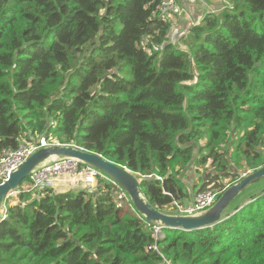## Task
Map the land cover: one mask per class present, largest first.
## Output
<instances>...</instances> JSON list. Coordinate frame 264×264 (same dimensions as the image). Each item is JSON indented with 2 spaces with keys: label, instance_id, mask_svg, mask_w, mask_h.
<instances>
[{
  "label": "trees",
  "instance_id": "1",
  "mask_svg": "<svg viewBox=\"0 0 264 264\" xmlns=\"http://www.w3.org/2000/svg\"><path fill=\"white\" fill-rule=\"evenodd\" d=\"M226 1L172 44L160 0H0V153L45 135L99 155L145 178L167 215L190 198L189 169L209 164L197 192H224L263 168L264 0ZM113 193L101 179L21 189L0 220V264H264V189L217 224L164 230L158 252Z\"/></svg>",
  "mask_w": 264,
  "mask_h": 264
},
{
  "label": "water",
  "instance_id": "2",
  "mask_svg": "<svg viewBox=\"0 0 264 264\" xmlns=\"http://www.w3.org/2000/svg\"><path fill=\"white\" fill-rule=\"evenodd\" d=\"M76 160L97 170L124 191L135 212L146 223L159 224L164 230H182L192 232L219 223L228 206L247 188L264 179V167L242 176L229 186L215 204L201 214L194 216L167 215L154 208L146 199L139 180L125 168L106 161L99 155L81 151L72 146L54 145L41 148L28 157L18 168L10 173L0 184V214L5 198L13 191H20L22 184L31 173L51 161ZM254 199V197H252ZM238 211V207L233 212Z\"/></svg>",
  "mask_w": 264,
  "mask_h": 264
},
{
  "label": "built area",
  "instance_id": "3",
  "mask_svg": "<svg viewBox=\"0 0 264 264\" xmlns=\"http://www.w3.org/2000/svg\"><path fill=\"white\" fill-rule=\"evenodd\" d=\"M159 11L160 14L167 19L171 18L172 16H180L183 13V10L177 4V0H160ZM54 145L57 144L50 141L49 139H46L45 136H41L30 142L22 143L17 150L1 152L0 184L8 178L10 173L15 171L20 164H22L36 151L41 148ZM245 175L247 174H244L243 176ZM134 176L138 180L145 179L141 178L139 174H135ZM99 179L106 182L110 181L97 170L91 169L79 161H51L31 173L29 177L30 183L25 189L32 191L33 195H35V193L41 192L45 189H53L60 181H64L66 184H74V186L79 187L80 189H95ZM110 182V185L114 187L115 184L112 181ZM16 194H18V191L9 194L5 198L2 206L3 212L0 214V220H4L6 218L5 212L7 200ZM221 194V192H216L215 190L210 189L202 192H196L194 196L191 197V201L188 204L173 202V208L175 210L173 215L194 216L201 214L213 206ZM119 198H122L124 203L131 206L127 194L121 189L119 192ZM146 226L154 240V244L149 247V250L158 252L157 241L163 238V229L159 224L155 223H146Z\"/></svg>",
  "mask_w": 264,
  "mask_h": 264
},
{
  "label": "crops",
  "instance_id": "4",
  "mask_svg": "<svg viewBox=\"0 0 264 264\" xmlns=\"http://www.w3.org/2000/svg\"><path fill=\"white\" fill-rule=\"evenodd\" d=\"M183 13L180 16H172L170 18L171 29L168 35L169 43L176 44L181 36H184L192 26L198 25L206 14H218L224 10L227 5L226 0H177ZM45 136V135H42ZM41 136L31 139L35 140ZM132 173V172H131ZM137 174V173H132ZM142 180V179H141ZM182 182L189 188L190 198L185 200L183 204H188L191 201L192 191L199 188L200 176L193 168L186 171L181 178ZM58 183L57 187L53 188L56 194L67 192H76L79 187L74 184ZM35 196V195H34Z\"/></svg>",
  "mask_w": 264,
  "mask_h": 264
},
{
  "label": "rangeland",
  "instance_id": "5",
  "mask_svg": "<svg viewBox=\"0 0 264 264\" xmlns=\"http://www.w3.org/2000/svg\"><path fill=\"white\" fill-rule=\"evenodd\" d=\"M177 4H178V2H177ZM179 5V4H178ZM180 6V5H179ZM181 7V6H180ZM234 141H237V139H235ZM209 166V164L208 165H206L205 167H199V168H197L196 169V171H197V173H198V175L200 176V177H203V176H205L207 173H209V172H212L211 170H210V168L208 167ZM207 168H208V171H207ZM259 170V169H258ZM254 172V171H253ZM249 173H251V172H249ZM29 181V180H28ZM106 183H108V184H110L111 182L110 181H108V182H106ZM204 183V182H203ZM28 186V184H25L24 185V187H27ZM116 187V188H115ZM113 188V190H114V193H113V196H114V198L116 199V201H119V202H124L123 201V199L122 198H119V192H120V189L115 185L114 187H112ZM228 188V187H227ZM226 188V189H227ZM210 189H213V190H215L216 192H220L221 191V189H218V188H213V185L212 184H209L208 186H207V190H210ZM262 189H264V179L262 180V182H260L259 184H257L256 186H254V187H252L248 192H246L245 194H243V195H241L240 197H238L236 200H234L229 206H228V208L226 209V211H225V213H230V211L234 208V206L236 205V204H238V203H240V202H243V203H246V202H248V201H250V200H253L252 199V197H254V195L253 194H259L261 191H262ZM223 192V191H222ZM221 192V193H222ZM193 193H196L195 192V190H193L192 191V194ZM194 196V194L192 195V197ZM125 204V203H124ZM174 209V208H173ZM5 216H6V213H5Z\"/></svg>",
  "mask_w": 264,
  "mask_h": 264
},
{
  "label": "clouds",
  "instance_id": "6",
  "mask_svg": "<svg viewBox=\"0 0 264 264\" xmlns=\"http://www.w3.org/2000/svg\"><path fill=\"white\" fill-rule=\"evenodd\" d=\"M169 20H170V18H169ZM28 185H29V184H28ZM27 187H28V186H27ZM27 187H24V186H23L21 189L25 190V188H27ZM14 192H16V191H13V192H11V193H14ZM18 192H19V191H18ZM11 193H10V194H11ZM33 196H34V195H33ZM13 197H14V196H13ZM13 197H11V198H13ZM11 198H10V199H11ZM10 199H9V200H10ZM7 201H8V200H7ZM6 203H7V202H6Z\"/></svg>",
  "mask_w": 264,
  "mask_h": 264
},
{
  "label": "bare ground",
  "instance_id": "7",
  "mask_svg": "<svg viewBox=\"0 0 264 264\" xmlns=\"http://www.w3.org/2000/svg\"><path fill=\"white\" fill-rule=\"evenodd\" d=\"M59 183H63L62 181H60ZM56 187H57V184H56Z\"/></svg>",
  "mask_w": 264,
  "mask_h": 264
}]
</instances>
